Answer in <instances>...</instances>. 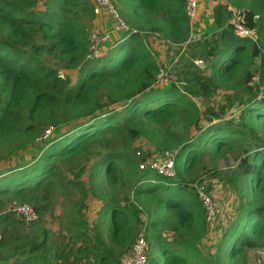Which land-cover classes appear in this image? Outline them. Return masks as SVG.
Returning a JSON list of instances; mask_svg holds the SVG:
<instances>
[{
  "label": "trees",
  "instance_id": "16d2710c",
  "mask_svg": "<svg viewBox=\"0 0 264 264\" xmlns=\"http://www.w3.org/2000/svg\"><path fill=\"white\" fill-rule=\"evenodd\" d=\"M235 1L243 6L239 14L244 24L256 30L255 35H263L264 0ZM184 5L185 0H136L132 15L148 21L161 15L157 21L163 32L183 41L189 32ZM230 14L228 4L215 7L219 31L208 41L193 44L201 51L190 50L191 61L182 71L185 79L163 86L160 63L136 29L116 40L112 55L111 49L100 58L91 55L95 12L90 0H0V145L10 152L36 149L25 155L23 164L0 173V208L15 197L43 215L67 174L74 176L67 182L79 188L84 200L93 192L103 202L96 221L89 222L83 214L75 223L80 244L74 241L75 247L69 242L58 248L59 264H119L117 253L132 247L143 225L149 245L155 241L160 248L150 264H264V42L262 46L238 37L228 22ZM196 57L206 68L195 65ZM257 59L255 74L252 66ZM75 69V83L61 74ZM219 88L231 92L224 93V102L216 107L211 98ZM197 96L203 99L204 110L194 100ZM122 100L129 101L123 112L95 114ZM235 105L242 106L240 115L229 117ZM180 120L194 127L192 137L176 129ZM69 123L65 133L55 132ZM50 127L51 135L44 138ZM142 136L160 151L180 148L176 178L141 170L145 157L124 150L83 164V156L95 144L125 145ZM37 140L41 142L36 144ZM235 151L237 155L231 153ZM205 154L213 161L223 158L239 198L238 215L219 239L212 261L197 243L208 222L190 186ZM85 175L88 182L82 179ZM126 183L133 188L134 200L117 201L111 192ZM12 213L0 215V220L14 224ZM104 223H113L109 241L103 235ZM164 224L168 238L162 233ZM46 242H34L32 257L24 263L42 261ZM21 247L6 229L0 249L12 252Z\"/></svg>",
  "mask_w": 264,
  "mask_h": 264
},
{
  "label": "rangeland",
  "instance_id": "374dc122",
  "mask_svg": "<svg viewBox=\"0 0 264 264\" xmlns=\"http://www.w3.org/2000/svg\"><path fill=\"white\" fill-rule=\"evenodd\" d=\"M112 1L115 3L116 8L120 11L122 17L127 21L129 26L132 27V29H136L139 31L145 43L150 47V50L155 53V57L158 59L161 67L158 78L160 84L163 86L169 84L170 80L177 81L181 80L182 78L185 79L182 76V71L185 65L191 61L190 50L196 53L201 51L200 46H194L193 44H195L197 41H208V39L211 38L212 34H214L216 31H219V27L214 21V13L212 15L211 13L206 12L202 17H200L199 20H197L193 24H191L189 20V32L187 34V37L183 41L173 40V38L169 37L166 32H163L161 28L163 25L159 21H157L158 19H160L161 15L155 16L152 21H148L142 16L136 15L137 17H135V15H132L136 0ZM204 2H206V0H204ZM220 2L222 4L230 5L232 14H230L228 22H231L235 17L239 16L237 12H241V10L243 9V6L235 0H219L218 3L221 4ZM41 8H43L42 4ZM232 8L234 9V11H232ZM103 11H105V13L108 15L111 23L109 26H105L100 23L97 25V15H101ZM103 11L99 14H95L91 32L93 30L106 31L108 29H111L115 25V19L113 18L110 11ZM105 21H107V19H105ZM117 33L119 34V36L124 34L119 32ZM256 33L257 34L255 35L254 32L256 41L262 45V42H264V34L259 35L258 32ZM112 45L111 42L108 41L106 44L104 43V45L101 46V49H104V53H108V51L111 49L108 55H112V53H114L115 51L114 49H116V47ZM194 63L200 69L206 68V64L199 57H196V59L194 58ZM252 70L253 72H255V74H258V59L252 66ZM61 74L66 77H70L71 82L75 83L78 72L77 69L69 71L62 70ZM227 92H231V89L219 88L211 98L212 104L216 107L221 106L224 102L222 96ZM261 94H264L263 91H261ZM194 100L197 102L201 110L205 109V104L202 98L197 96L194 97ZM128 102V100H122L120 102L111 104L102 110L96 111L95 114L104 112H123V108L128 104ZM241 108L242 106L235 105L228 111V116L233 118L237 117L238 115H240ZM91 117L92 116L84 117L82 119H79L78 121H88ZM119 118H122L121 114ZM178 122L179 123L175 127L186 138H190L195 134L196 131L194 127L187 125L186 121L180 120ZM202 123L205 124V121L203 120ZM70 128L71 127L69 123L61 127V129L58 131L55 128V132L65 133ZM41 140H37L36 144L40 143ZM8 149L9 148H7L6 146L0 145V173L6 171L10 167L23 164L26 158L25 155L36 150L34 146H28L27 149L23 150L17 149L15 152H10L11 150L8 151ZM123 150L129 153H136L139 158L147 157V153H150V155L154 154L159 156L163 151L158 150L151 139L146 136H142L136 139L134 142L125 145L123 141H112L110 142V144H95L90 149L88 156H83V164L92 161L94 158H99L102 154H107L110 152H121ZM143 153L145 156H143ZM231 153L237 155L236 151ZM202 161V165L196 166L194 170L195 180L191 183H197L198 185L208 190L213 195L220 208L217 218L211 220V222L208 223L205 235L197 242L202 254L212 261V259H216L215 255L217 253L219 239L221 238L225 229L238 215L239 198L236 193V189L229 182L228 176L230 168H227L223 158H219V160L213 161L209 154H205L202 157ZM203 165L205 166V168L203 167ZM234 167L235 165L232 168ZM73 177L74 176L72 174H67L64 183H59V186L51 199L52 206L49 211L44 213L43 215H40L38 210H36L29 202L20 201L15 197L10 199L5 208H0V215H4L8 211L13 212L11 215V223H14L9 225V222L0 220V239L4 231L8 229V232H12L14 236H16L22 243L20 251L14 250L11 252L9 249H0V264H25L24 260L28 257H32V254L29 250L32 247L33 243L42 242L45 239L47 240V242L46 246L42 250V253L44 255L43 260H47V262H50L51 264H59V259L56 257L57 251H60L58 248L64 247V245L69 242H72V246L75 247L77 246V244H75L74 241H77L80 244V240L76 239L80 229L79 227L75 226V223H77V221H79L83 217V214L85 217H87L89 222L93 223L94 221H96L99 218L103 202L93 192H89L87 198L84 200L83 194L80 192L79 188L74 187L75 185L73 186L69 182H67L68 179H73ZM83 178L85 182H88L86 175L83 176L82 179ZM132 189V186H130L129 183H126L125 186L121 188L119 187L116 192L112 191L111 193H115L114 198L117 201L126 198L131 201L134 200ZM96 191L98 192V194L101 193L98 187L96 188ZM14 201H16L17 203L29 204L37 211L39 217L34 221H24L16 210L11 209V204ZM83 204H85L86 206L83 207ZM92 223L90 224L92 225ZM112 225L113 223H104L103 235L105 236L106 241H109L108 237L112 232ZM143 227L145 228L144 225L141 227L138 232V236L140 234L146 235L147 232ZM163 227L164 228H162V233L167 234L164 235V237L168 238L169 235L167 233L168 230L166 228V225L164 224ZM168 240L172 241L171 238ZM149 247V260L151 258L158 257L160 254V248L158 244L155 241H152ZM123 252L124 251L117 253V261L120 260ZM43 260L39 261L37 259L36 261L34 260L33 262L28 264H44Z\"/></svg>",
  "mask_w": 264,
  "mask_h": 264
},
{
  "label": "built area",
  "instance_id": "2783aa9c",
  "mask_svg": "<svg viewBox=\"0 0 264 264\" xmlns=\"http://www.w3.org/2000/svg\"><path fill=\"white\" fill-rule=\"evenodd\" d=\"M94 5L95 14L101 13L103 10H109L115 19V25L113 26V30L110 32H101L93 30L91 32V42H90V50L91 55L96 58L103 57L106 55L104 53V49H101V46L106 44L108 41L111 42L112 33H128L133 30L127 23V21L122 17L120 11L116 8L115 3L112 0H91ZM202 0H185L184 11L190 23L193 24L197 21L200 6ZM232 11L234 9L232 8ZM239 14V12H237ZM234 14V13H233ZM236 14V13H235ZM230 23L234 25V32L238 37L242 38H252L256 40L254 36L255 30L247 27L243 22L242 15L235 17ZM122 36V35H120ZM119 36V37H120ZM118 37V38H119ZM106 49V48H105ZM53 129L50 127L45 130L44 138H47L51 135ZM180 148L167 149L162 151V154L157 155H149L145 157L143 161L140 162L139 167L141 170L150 169L153 172L162 176V178H176L177 177V169H176V158L179 155ZM140 153V152H139ZM143 156L144 153H143ZM191 187H193L198 197L202 203V206L205 210L207 222H211L217 218L219 214V206L215 201L213 195L206 190L204 187L198 185L197 183H191ZM11 209L16 210L24 221L30 222L36 220L39 215L37 211L31 207L27 203H17L14 201L11 204ZM144 234H140L137 237L136 242L129 249L125 250L120 257L119 264H150L149 260V243L145 238Z\"/></svg>",
  "mask_w": 264,
  "mask_h": 264
},
{
  "label": "crops",
  "instance_id": "0c3cea01",
  "mask_svg": "<svg viewBox=\"0 0 264 264\" xmlns=\"http://www.w3.org/2000/svg\"><path fill=\"white\" fill-rule=\"evenodd\" d=\"M218 2H219V0H206V2H204V0H203L202 4L200 6V11H199V15H198L197 20H199L200 17H202L206 12L211 13L213 15V13L215 11V7L219 4ZM105 19H107V21H105ZM214 21H215V18H214ZM99 23L102 25H105V26H109L111 24L110 20L108 18V15L105 13V11H103V13L101 15H97V25ZM112 30H113V27L111 29H108L106 31H101V32H110ZM118 37H119L118 33H116V32L112 33L111 45L114 44V42L118 39Z\"/></svg>",
  "mask_w": 264,
  "mask_h": 264
}]
</instances>
